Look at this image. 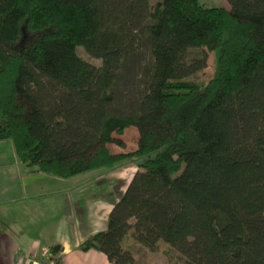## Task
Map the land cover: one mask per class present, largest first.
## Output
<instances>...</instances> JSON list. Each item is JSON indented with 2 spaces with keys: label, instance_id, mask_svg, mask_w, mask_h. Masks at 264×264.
Here are the masks:
<instances>
[{
  "label": "trees",
  "instance_id": "trees-1",
  "mask_svg": "<svg viewBox=\"0 0 264 264\" xmlns=\"http://www.w3.org/2000/svg\"><path fill=\"white\" fill-rule=\"evenodd\" d=\"M227 1L0 0V141L60 178L137 168L79 249L110 264H134L133 242L181 264H264V0ZM205 40L214 70L198 83Z\"/></svg>",
  "mask_w": 264,
  "mask_h": 264
},
{
  "label": "crops",
  "instance_id": "crops-1",
  "mask_svg": "<svg viewBox=\"0 0 264 264\" xmlns=\"http://www.w3.org/2000/svg\"><path fill=\"white\" fill-rule=\"evenodd\" d=\"M136 169L124 164L50 176L20 163L11 141H0V264H110L103 252L78 246L107 228L113 203Z\"/></svg>",
  "mask_w": 264,
  "mask_h": 264
},
{
  "label": "rangeland",
  "instance_id": "rangeland-1",
  "mask_svg": "<svg viewBox=\"0 0 264 264\" xmlns=\"http://www.w3.org/2000/svg\"><path fill=\"white\" fill-rule=\"evenodd\" d=\"M199 2L205 6H223L229 9L227 0H199ZM214 46L215 44L211 40H205L203 42L201 49H203L207 54L206 66L192 77L193 81L204 83L211 78L214 70ZM77 53L83 59L93 62L95 65L100 64L99 59L88 55L82 47H77ZM193 54H199L198 50L194 51ZM114 135L118 136L115 133ZM120 136L128 143L126 144L127 149V147H129L128 145H133L137 142L138 130L135 126H127L124 128L123 133ZM127 244L133 253L134 264H181L174 251H170L168 254H165L162 250L149 251L135 242Z\"/></svg>",
  "mask_w": 264,
  "mask_h": 264
}]
</instances>
